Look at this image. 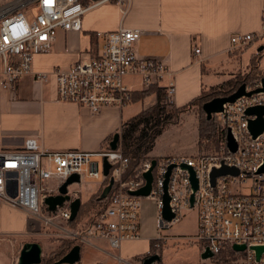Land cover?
I'll list each match as a JSON object with an SVG mask.
<instances>
[{"label":"built area","instance_id":"1","mask_svg":"<svg viewBox=\"0 0 264 264\" xmlns=\"http://www.w3.org/2000/svg\"><path fill=\"white\" fill-rule=\"evenodd\" d=\"M109 2L120 5L124 15L131 5V0L5 1L0 6L2 88L11 89L23 77L33 74L34 58L52 51L59 31L81 32L85 14ZM143 35L141 29L125 27L97 32L101 48L96 56L79 60L69 68H56L51 74L38 73L36 79L47 83L54 77L58 101L89 108L94 114L106 107L123 109L133 100L127 78H140L147 90L154 85L161 87L169 72L164 62L138 56L135 45ZM230 43L231 51L255 43L264 45V12L259 32L234 34ZM194 52L200 54V49ZM261 80L246 84L247 92L261 88ZM164 88L169 110L174 107L175 84L171 82ZM254 107H264V91L226 103L222 112L214 116L219 122L221 140L215 152L192 157L150 155L134 168L119 143L116 150L111 148L112 140L98 152H49L42 149L36 138L26 139L21 150H5L0 133V202L23 210L33 224L52 229V235L63 242L73 241L79 246L102 250L95 243L104 241L110 250L106 253L114 264H130L119 252L124 243L141 239L142 201L151 199L156 202L158 212L157 247L167 238L161 232L179 224L187 211L197 210V234L193 241L203 244L202 255L210 253L207 258L201 257L199 264H264V252L258 257L255 250L264 247V172H260L264 167V132L254 138L249 130V122L255 117L248 116L247 111ZM229 133L237 145L235 152L228 147ZM204 144H210V140ZM95 158L110 165L108 176L104 175L103 167L100 169L99 162L93 161ZM224 166L238 170V175L217 177L213 185V171ZM150 171L149 195H135L146 187L145 175ZM73 175L80 177V184L85 179H100L102 175L99 193L111 179L114 181L108 196L100 200V194L94 201V211L85 215L75 228L70 224L71 203L79 198L78 191L68 187L70 201L53 212L45 203L46 198L57 196L60 187ZM193 175L197 180L196 190ZM50 182L55 183L50 186ZM166 186L174 215L171 222L162 215Z\"/></svg>","mask_w":264,"mask_h":264},{"label":"crops","instance_id":"2","mask_svg":"<svg viewBox=\"0 0 264 264\" xmlns=\"http://www.w3.org/2000/svg\"><path fill=\"white\" fill-rule=\"evenodd\" d=\"M263 12L264 0H131L126 15L122 7L113 2L90 10L83 17L81 32L59 31L52 51L34 58L33 74L23 77L11 89H3L0 85L2 148L21 150L26 139L36 138L42 149L49 152H98L116 134H120L125 121L155 104L156 96H148L142 101H132L135 104L142 103V110L131 109L127 112L125 110L129 104L123 109L106 107L94 114L89 108L58 101L54 77H50L47 83L36 79L38 73L51 74L56 68H69L79 60L96 56L101 48L97 32L115 31L120 27L143 30V37L135 45L136 52L141 58L159 60L167 65L169 72L161 87L174 82V107L179 109L196 100L207 87L220 85L232 78L229 74L233 71H229V68L234 62H240L241 67L246 69L252 59L257 57V66L264 74L262 43L251 45L238 54L231 51L230 43L234 34L259 32ZM196 48L200 49V54H195ZM248 49L249 59L244 62ZM131 89L133 92L144 90L142 86ZM149 98H152L151 103H145ZM154 150L155 147L150 155L155 158L178 155L163 152L155 154ZM102 183L84 197L78 191L82 205L99 193ZM49 184L53 186L54 182ZM0 205L21 217L16 226L0 224V235L22 237L31 231V220L23 210L11 208L2 202ZM144 232L142 224L141 239L124 243L120 255L129 253L128 256L139 260L144 254L151 255L152 242L157 236L154 234L143 238ZM95 244L102 250L94 246H80L79 264H87L88 261L85 259V263H82V259L85 254L89 257L90 250L103 256L95 264H114L106 253L110 252L107 243L96 241ZM195 245L196 250L189 257L181 258L175 264H199L202 249L198 251V244ZM10 250V264H17L22 248L14 249L12 246ZM6 254V250L0 249V264Z\"/></svg>","mask_w":264,"mask_h":264},{"label":"rangeland","instance_id":"3","mask_svg":"<svg viewBox=\"0 0 264 264\" xmlns=\"http://www.w3.org/2000/svg\"><path fill=\"white\" fill-rule=\"evenodd\" d=\"M4 0H0V6L4 3ZM253 45H257L258 43H255ZM253 47V46H252ZM248 48V47H247ZM247 48L243 50H233L237 54L240 52H243ZM253 49V48H251ZM250 50L248 49L244 56V62L249 59ZM256 61H252L251 65L248 68L241 67V63L234 62L232 64V68H229V71L232 76L229 80H232V85L242 82L245 78L248 76H255V69L254 65ZM252 63H255L252 65ZM263 66H264V59H263ZM260 71V70H259ZM262 73V71H260ZM127 84L131 86V88H140L141 82L140 78L138 77H129L126 80ZM222 90H228V86H221L216 85L212 87H207L204 90V94L206 96H215L222 93ZM151 99L146 100L145 103H151ZM128 109L125 111H130L131 109H139L142 110V103H130ZM202 103H199L197 106H194L185 112H183L178 120L177 124L169 126L163 136H161L156 141L155 146V154H159L160 152L163 153H176L178 155H185V156H197L200 153H213L219 148V140L217 139V136H215V140H210V144L206 145L205 139L202 136L203 129L201 130V136L199 135V126L207 128V124L205 122L206 115L204 114L202 110ZM177 110L175 107L170 108L169 111L175 113ZM197 126H198V137H197ZM218 134V133H217ZM216 134V135H217ZM196 139V140H195ZM95 162H99L100 169L103 167V159L101 158H95L93 159ZM103 182V176L101 175L100 179H85L82 181L81 184L73 185L71 187L72 191H80L82 192V196L84 197L87 193L90 191H94L95 188L98 187L99 184ZM55 183V182H54ZM98 193L88 202L87 205L81 206V210L79 213L78 218H83L85 215L90 214L94 211V205L93 207H90L89 204L94 203V200H96V196ZM96 197V198H95ZM158 212L156 208V202L151 199H144L142 201V209H141V221L143 224V227L145 228V232L143 233V238H146L150 235L156 234L158 237L159 232V226H158ZM20 215L9 208H6L2 205H0V224L6 223L9 226H16L20 222ZM197 220H198V212L197 210L187 211L184 218L179 224L174 225L169 230H164L161 232L162 236L166 238L165 245L160 243V247H157V241L156 239L153 241L152 244V251L151 255L158 254L161 257V252L163 254V257L161 258V261L155 264H160L161 262L164 264H175L178 260L181 258L189 257L195 251L196 245L198 244V251L202 249V243L197 241H193L197 234ZM6 225V226H7ZM31 231L22 236H14V237H8V236H2L0 235V249L6 250L7 254L3 258L2 264H10V257L9 254L11 252L10 249H12V246H14V249H21L22 244L25 243H39L43 248V259L47 257L50 253H52L54 250L58 248L59 245L63 244V241L57 239L55 236L52 235V229L50 228H41L39 225L33 224L31 221L30 225ZM5 229V228H4ZM48 233H44V232ZM156 237V238H157ZM193 241V242H192ZM195 245V246H194ZM10 247V249H8ZM128 254L122 255L124 259L127 261H130L131 264H142L143 260L147 257L146 254L140 256V260L138 258L134 259L131 256H128ZM89 257L87 258V254L83 255L82 263L86 259L88 262L87 264H95V262L99 259H102V255L100 253H97L94 250H90ZM150 256V255H149ZM109 259V258H108ZM110 260V259H109ZM55 263V262H54ZM53 263V264H54ZM85 263V262H84ZM79 264V263H78Z\"/></svg>","mask_w":264,"mask_h":264},{"label":"trees","instance_id":"4","mask_svg":"<svg viewBox=\"0 0 264 264\" xmlns=\"http://www.w3.org/2000/svg\"><path fill=\"white\" fill-rule=\"evenodd\" d=\"M252 61H256L255 63H257V57L252 59ZM255 63H252V65H254ZM254 69L256 71L255 76H248L242 82L236 83L234 85H232V80H228L221 84V86L227 85L228 90H222L221 94L215 96H206L203 91L196 100L192 101L187 106L175 110V113L169 111L167 106L165 105V88L154 85L147 90L133 92V102L142 101L148 96H156V102L152 107L141 111L134 117L125 121L122 125L119 144L122 147L125 156L129 157L131 161V168H134L139 162L150 156L155 147L156 140L166 131L169 126L178 123L180 115L183 112L194 106H197L199 103H202L204 105L206 102H209L216 97L230 96L234 92H236L241 85L250 84L256 80L263 79L264 74L259 71L257 64L254 65ZM205 122L207 124V128H204L201 125L199 126L200 137L203 136L205 139L204 141H206L215 140L214 138L215 136H217V139L220 143L221 140L218 132L219 122L217 118L214 117L212 120H208L206 116ZM202 129L203 132L201 136ZM100 194L101 193H98V195L96 196L97 198H95L98 199ZM93 205L94 203L89 204L90 207H93ZM81 219L82 218L77 217L75 220L70 221L71 226L75 228ZM75 245L76 243L73 241H64L63 244L59 245L55 251L45 257L41 264H53L54 262L64 257Z\"/></svg>","mask_w":264,"mask_h":264},{"label":"water","instance_id":"5","mask_svg":"<svg viewBox=\"0 0 264 264\" xmlns=\"http://www.w3.org/2000/svg\"><path fill=\"white\" fill-rule=\"evenodd\" d=\"M262 87L259 89H256L251 92H247L246 84L241 85L236 92H234L232 95L227 97H216L213 100L206 102L203 105V111L207 116L208 120H212L213 117L222 112L223 106L226 103H234L237 99L243 97V96H250L253 93H258L261 91H264V78L261 80ZM247 115L251 117H255V119H251L249 122V130L254 138L259 136L264 132V107H254L250 108L247 111ZM120 141V134H116L113 137L112 142L110 143V146L113 150H116L118 147V143ZM228 141V147L232 152H235L237 150V145L233 140L232 135L229 133L227 136ZM156 165V161H153V167ZM110 170V165L104 161L103 163V173L105 176H108ZM260 172H264V167L261 169ZM238 170L234 168L229 167H222L221 169H215L212 173V184H215V180L217 177L225 176L228 174L232 175H238ZM170 174V173H169ZM168 174V176H169ZM145 178L147 180V185L145 188L141 189L140 191L136 192L135 195L140 196H147L150 193L151 183H152V172L150 171L145 175ZM192 183L194 190L197 189V180L195 179L194 175L192 176ZM80 184V177L78 175H73L70 177L59 189V194L57 196H50L46 198L45 203L48 205L49 210L51 212L55 211L57 206H62L64 202L70 201L71 197L68 194L69 188L73 185ZM114 184L113 179L110 180L109 185L104 188L100 200L105 199L108 194L112 190V186ZM166 194L164 196V209H163V218L167 222H171L174 218V215L171 213L170 207H169V196L167 194V186L165 188ZM194 198L192 197V202ZM82 205V201L80 198H76L71 203V210H72V216L71 221L75 220L79 214L80 208ZM236 249L244 250L245 247H239L236 246ZM258 257L264 252V247H257L255 248ZM210 256L209 251L206 254L202 255V258H207ZM81 260V247L79 245L74 246L64 257H62L60 260L56 261L54 264H77ZM43 261V248L39 243H25L22 247V250L20 252V256L18 259L17 264H41ZM161 261V257L158 254H153L150 256H147L142 264H155Z\"/></svg>","mask_w":264,"mask_h":264}]
</instances>
